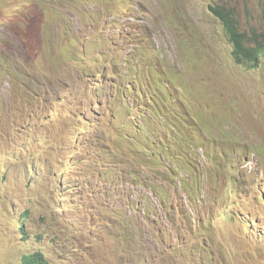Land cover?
Wrapping results in <instances>:
<instances>
[{
    "label": "rangeland",
    "instance_id": "obj_1",
    "mask_svg": "<svg viewBox=\"0 0 264 264\" xmlns=\"http://www.w3.org/2000/svg\"><path fill=\"white\" fill-rule=\"evenodd\" d=\"M116 1L123 7L128 3L87 0L79 16L40 17L30 10L33 0H0V55L24 68L42 94L34 101L23 87L13 98L12 89L18 91V86L13 87L10 78L0 80V264H23L24 255L36 251H43L51 264H141L153 247L145 238L162 226L184 234V247L191 251L192 259L178 258L183 244L178 232L171 234L169 245H181L171 246L176 264H264V202L259 205L254 199L264 187V153L256 149L264 150V59L255 70L237 65L226 28L209 13L210 5L221 3L235 10L243 31L264 29V0H143L134 21L125 18L124 26L111 32L103 24L94 28L95 12ZM133 5L135 11L137 3ZM68 37L100 40V50L111 56L121 47L126 48L122 54L138 52L136 62L143 72L156 43L164 46L163 56L176 69L177 52L201 59L204 64L189 61L183 69L188 81L178 79L173 90L186 94L192 110L194 101L192 114L205 116L201 121L209 127H202L207 133L222 132L226 121L240 118L236 125L250 136L244 144L247 155L225 149L218 160L226 163L225 155L235 164L241 187L257 175L250 192L226 180L215 209L193 214V207L179 200L165 213L160 199L149 193L157 192L154 185L162 189L167 182L156 176L153 161L124 184L111 164L124 152L136 154L122 129L135 122L145 128V114L140 106L132 107L139 105L132 92L121 101L111 81L95 79L103 61L91 60L85 82L65 90L78 71L71 51L59 46ZM200 77L205 83L200 79L198 86ZM237 91L238 98L244 94L239 103L234 100ZM229 107L232 112L226 114ZM209 116L220 117L210 120L211 126ZM151 127L158 130L156 123ZM215 134H196L194 139L212 153ZM146 180L149 186L143 187ZM131 202H137L133 208ZM139 204L151 208L152 220L144 211H134ZM189 212L191 222L183 217Z\"/></svg>",
    "mask_w": 264,
    "mask_h": 264
},
{
    "label": "clouds",
    "instance_id": "obj_2",
    "mask_svg": "<svg viewBox=\"0 0 264 264\" xmlns=\"http://www.w3.org/2000/svg\"><path fill=\"white\" fill-rule=\"evenodd\" d=\"M33 1L34 2L29 6L30 10L40 17L53 15L76 17L81 15L84 5L87 2V0ZM169 1L172 0H167V2ZM133 3H137V9L134 12H131L134 7ZM143 5V0H128V3L124 7L122 6V1H116L110 7L95 12L93 18L94 28L97 25L103 24L109 29V32H111L113 27H123L125 23L124 19L128 18L130 20L129 22L134 21L135 13L142 8ZM217 6L223 7L225 10L229 11L230 25L232 29L231 33L229 32L228 27L222 22V19L211 8ZM209 13L217 17L226 28L225 35L232 45V55L235 63L250 70L258 69L264 59V29L252 28L249 31H243L240 28L235 10L233 8L228 10L225 5L221 3L210 5ZM119 24L121 26H119ZM178 27L182 26L179 24L176 26V29H178ZM59 46L62 48H68L71 51L72 61L78 64L77 77L65 90H71L85 82L89 75V63L91 60L103 61L104 64H100V69H97L96 71L97 77L103 76L111 81L113 91L115 89L114 92H120L122 94L120 97L121 101L124 99L123 95L125 91L131 93L136 89V100L139 101V105L132 107L135 108V110L139 106L143 109L145 114L142 118L143 122L144 119L147 120L149 118V114L143 106L142 93H149V90H152L155 95L159 97L162 96L170 113H173L177 104L181 105V109H177L172 120L153 118L150 122H144L146 125L145 128L138 122L124 125L122 131L125 132V138L131 141V143L137 148V152L133 157H130L124 152L120 156H115L117 161L111 164V171L114 173H120V179L124 184L127 179L137 176L141 170L143 171L145 169L150 161H153L156 176L162 181H167L165 183L166 187L160 189L157 185H154L152 189L157 190V192L154 194L149 192L160 199V204L163 208L162 211L165 213L172 212L175 208L168 210L166 207H172L171 202L173 201L178 202L179 200H183L182 203L187 204L190 196H176L174 193V187H177L180 190L178 195L189 194L193 196L191 204H189L193 207V214H195V212L201 213L206 209H215L217 200L225 188L226 180L232 186H238L247 194L253 188L255 182L252 181H248L242 187L239 186L236 178L237 169L235 164L229 158L224 155L226 163L222 162V164L220 163V160H218L221 158L222 153H225V149L232 153L237 151L241 157L247 155L244 144L250 136L247 131H245L244 127L236 125V123H240V118L237 117L231 120L232 117L226 121L222 126V132L210 130L211 132L207 133L202 127L204 126L206 129L209 127L201 121L205 116L202 118L193 116L195 112L194 101L192 110L184 99L186 94H178L173 90V88L178 89L176 85L178 79L185 80L186 78L185 82L188 81V78L186 77L187 75H185L186 72L183 69L189 61L196 65L198 63L204 64L201 59L189 57L187 53L177 52L179 60L176 69V67H173L171 62L163 56L164 46L156 43L154 47H151L153 53L150 55V63L147 65V71L143 72L139 63L136 62L138 61L140 54L138 52L134 55L131 53L122 54L126 51V48L124 47L118 49L117 53L111 56L108 50H100V40L94 41L87 37H68L65 38ZM25 74L26 72L24 68L15 67L10 60L5 59L0 55V80L3 78H10L12 86H18V91L12 89L10 96L15 98L14 96L16 94L21 95L22 88L25 87L27 92L33 95L34 101L39 100L42 94H40L38 86H36L34 82H31ZM200 79L204 80L205 83V79L200 77L198 79V86ZM238 91H240V89ZM238 91L234 97L236 103H239L244 97V94H242V97L238 98ZM247 103L248 99L245 101L244 106ZM123 106L128 107L125 104H123ZM128 110L129 113L133 114L132 108H128ZM230 110L232 112V108L229 107L226 114ZM219 117L213 118V116H209L208 122L211 123L212 126L213 124L210 120ZM153 123L157 124L158 130L151 127ZM225 126L227 127L225 128ZM232 126L234 129L233 131H230ZM133 129H135L136 132H133ZM212 132H215L216 134L215 138L212 137L211 139L217 142L212 143L213 150L211 153L208 151L207 146L205 147L203 143L195 140L194 136L196 134L210 135ZM220 142L222 143V148L220 147ZM214 144H216L219 149H217ZM146 148L150 150L149 153L153 154L154 150H156L157 155L154 154V157L152 155V158L149 157L148 159V156H145ZM193 149H198L199 153H194ZM256 149L258 153H264L262 147H257ZM250 178L256 181L258 176L254 175ZM147 182L148 180L145 181L143 187H145ZM167 187H173V191L170 192ZM165 191L167 194H165ZM198 193H203L205 195L199 198L197 196ZM138 194L142 197L144 193ZM254 199L259 205L264 202V187L259 188V193L254 196ZM132 203L137 202H131L129 204L130 208H133ZM145 207L144 209H140L139 207V210L134 211H144L152 220V215L150 214L151 208L147 210ZM234 213L235 216L239 215L238 211ZM171 215L172 214H170V216ZM191 215L192 214L189 212L183 217L191 222ZM251 221L253 223L256 222L254 219H251ZM168 224L173 225V222H168ZM149 231L150 229L147 228L146 233ZM177 232L178 234L176 235V238L182 242L184 250L182 253L178 254V258L184 256L182 257L183 259H192L190 249L184 247V234L176 230H169L168 227L162 226L158 233H152L145 238L144 242H152L153 247L147 249L146 254L142 256L144 261H142L141 264H176L175 259L177 257L174 258V256H172L171 246L180 248L181 245L178 243L169 245L168 239L171 234H176ZM263 233L264 231L261 233L260 237L264 239ZM151 255L154 257L151 259H145L147 256ZM130 264H135V261Z\"/></svg>",
    "mask_w": 264,
    "mask_h": 264
},
{
    "label": "trees",
    "instance_id": "obj_3",
    "mask_svg": "<svg viewBox=\"0 0 264 264\" xmlns=\"http://www.w3.org/2000/svg\"><path fill=\"white\" fill-rule=\"evenodd\" d=\"M211 8L222 19V22L226 25V27H228V30L231 33L232 29H231V25H230L231 21H230V17H229V11L225 10L223 7H220V6L211 7ZM150 43L153 45L154 42L153 43L150 42ZM96 77H97V75H96ZM134 91L136 92V89ZM142 102H143V106L145 107V110L149 114V118L147 120L144 119V122H150L153 118H156V119L162 118L165 120H172L177 109H181V105L177 104L176 109L173 110V113H170L168 111L167 105L164 103V98L162 96L159 97V96L155 95L152 90H149V93H142ZM149 139H150V137H149ZM149 151L150 150L146 148L145 156H148V159H149V157L152 158V155L154 157V154L157 155L156 150H154V154L149 153ZM248 181L249 182H251V181L255 182V180L252 178H249ZM0 184H1V180H0ZM146 185L149 186L148 182L146 183ZM167 189H168V187H167ZM174 193L177 196H190L188 198L187 204L188 205L191 204V200L193 199V196H191L189 194L178 195L180 193V190L177 187H174ZM165 194H167L166 191H165ZM105 195H107V194H105ZM197 196L199 198L202 197L201 193H198ZM144 207L145 206H140V209H144ZM166 208L168 210L173 209V207H166ZM234 216H235V213H234ZM23 264H51V261H50V259L47 258L46 254L44 252L36 251L34 253L24 255Z\"/></svg>",
    "mask_w": 264,
    "mask_h": 264
},
{
    "label": "bare ground",
    "instance_id": "obj_4",
    "mask_svg": "<svg viewBox=\"0 0 264 264\" xmlns=\"http://www.w3.org/2000/svg\"><path fill=\"white\" fill-rule=\"evenodd\" d=\"M128 1V0H127ZM131 12H134L133 10L131 11ZM126 20H128V21H130L128 18H126ZM119 26H121L120 24H119ZM152 41L154 42L155 41V38L154 37H152ZM261 59H262V57H261ZM97 75V74H96ZM98 77H96L95 79H97ZM129 89V88H128ZM114 91H115V89H114ZM113 91V92H114ZM135 96H137V94H136V92L135 91H133L132 92ZM123 97L124 98H126V91L124 92V95H123ZM27 255V254H26ZM48 258V257H47Z\"/></svg>",
    "mask_w": 264,
    "mask_h": 264
}]
</instances>
